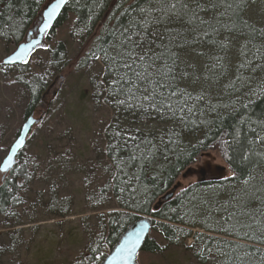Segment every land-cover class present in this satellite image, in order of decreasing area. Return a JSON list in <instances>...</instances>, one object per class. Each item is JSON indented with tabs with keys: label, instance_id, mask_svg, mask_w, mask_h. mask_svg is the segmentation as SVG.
I'll list each match as a JSON object with an SVG mask.
<instances>
[{
	"label": "trees",
	"instance_id": "1",
	"mask_svg": "<svg viewBox=\"0 0 264 264\" xmlns=\"http://www.w3.org/2000/svg\"><path fill=\"white\" fill-rule=\"evenodd\" d=\"M46 1L0 0V43L18 44ZM187 2L195 9L197 3L204 7L216 0ZM137 4L145 7L146 0H68L45 34L51 37L68 22V36L83 46L77 69L89 66L93 56L101 57L103 71L91 97L110 113L104 128L109 178L98 192L102 197L109 193L118 209L100 214L102 226L86 253L68 264H99L141 215L152 217L151 229L166 243L185 245L191 239L185 246L201 262L213 255L217 264H264V0H226L215 19L213 12L201 13L215 29H207V37L204 30L187 35L179 24L151 30L164 34L166 47L158 38L152 45L154 52L163 53L164 72L171 70L161 81L171 86L164 94L181 93L172 103L183 106L187 99V107L194 109L175 116L153 110L140 99L141 93L132 100L111 86L113 65L105 61L102 49L110 48L113 32L118 34L128 23ZM45 51L49 59L25 82L29 98L24 120L46 107L48 81L64 73L71 61L62 40ZM25 65L0 61L1 68ZM218 143L225 150L222 160L215 152ZM20 156L21 150L11 170L0 175V214L17 205L21 184L30 179L29 161L21 163ZM199 169H205V181H196ZM176 183V194L153 210L158 197ZM161 248L147 235L141 250Z\"/></svg>",
	"mask_w": 264,
	"mask_h": 264
},
{
	"label": "rangeland",
	"instance_id": "2",
	"mask_svg": "<svg viewBox=\"0 0 264 264\" xmlns=\"http://www.w3.org/2000/svg\"><path fill=\"white\" fill-rule=\"evenodd\" d=\"M37 24L38 17L30 28ZM68 26L65 22L51 37L44 36L24 68L0 67V158H3L4 149L24 121L29 98L25 82L49 59L45 49L62 40L71 58L65 72L48 81L50 84L43 93L47 113L31 127L21 149L20 161H29L31 176L18 190L21 200L17 205L0 214V264L74 263L86 253L90 241L100 231V214L118 209L114 199H108L109 193L102 197L98 192L109 178L105 171L104 128L110 113L105 105L92 101L91 94L103 65L94 59L85 68H75L83 46L80 48L79 40L68 36ZM16 44L0 43V61ZM46 107L32 114L38 117ZM215 152L222 160L225 150L220 143ZM148 235L154 236L162 248L157 252L140 250L138 264H217L213 255L201 262L193 249L185 246L191 239L185 245H174L166 243L152 229Z\"/></svg>",
	"mask_w": 264,
	"mask_h": 264
},
{
	"label": "snow or ice",
	"instance_id": "3",
	"mask_svg": "<svg viewBox=\"0 0 264 264\" xmlns=\"http://www.w3.org/2000/svg\"><path fill=\"white\" fill-rule=\"evenodd\" d=\"M63 2L64 0H58L45 14L47 20H45L41 31L48 28V20L52 18ZM222 2H226V0H216L215 3L209 2L204 7L197 3L195 9L187 0H146L145 7H140L137 4L138 11L134 10L131 13L128 23L119 29L118 34L113 32L115 38L110 48L102 49L105 61L113 65L110 69L115 74V78L111 82L113 89L132 100L137 98V93H141L140 99L149 103L153 110L164 109L173 116L176 115L177 111L182 114L194 112V109L187 107V99H183V106H177L172 103L173 98H182L183 94L176 91H169L164 94V89L171 86L161 81L165 80L166 75H171V70L168 73L164 72V68L167 65L161 63L163 53L157 54L152 49V45L157 38L161 40V46L166 47L163 43L164 34L153 33L151 30L154 27L164 26L167 28L171 24H179L187 30L185 33L187 35H193L204 30L203 35L207 37L209 34L207 29H212L213 31L215 29L210 21L201 19V13L213 12V19H215L216 9ZM228 6L231 7V4ZM168 35L171 36L172 34L168 33ZM26 51L22 47L5 62L13 63L19 60L26 54ZM92 58L101 59L100 56H93ZM243 66L241 65V67ZM125 102V100L119 101L120 104H125ZM117 135L120 134L117 133ZM13 150L14 145L11 144L7 149H4L5 157L0 158L3 160L4 170H7L6 166L12 159L10 151ZM124 251L125 247L122 246L117 250V255L119 256ZM127 251L130 254L131 249Z\"/></svg>",
	"mask_w": 264,
	"mask_h": 264
},
{
	"label": "water",
	"instance_id": "4",
	"mask_svg": "<svg viewBox=\"0 0 264 264\" xmlns=\"http://www.w3.org/2000/svg\"><path fill=\"white\" fill-rule=\"evenodd\" d=\"M67 1L68 0H64V2L56 10L55 14L52 16V18L48 20V25H49L48 28L45 29L44 31H41V29L44 26L45 20H47L45 14L49 11V9L52 7L53 4L58 2V0H51L50 2H48L42 10V14L39 17V23L34 28V31L36 33H33L32 30H30L27 34L26 40L20 42L10 53L5 55L2 58V63L5 65H14V64H20L25 60H27L33 49L42 42L44 35L53 27L55 21L57 20L59 14L61 13ZM37 41L39 43H35ZM22 47L27 50L24 56H22L19 60H16L13 63L5 62L8 60L9 57L14 56V54L18 52ZM43 115H44V111H42L38 117H34L33 114H30L25 118V120L23 121V123L19 128L17 136L11 143V145H14V150L10 151V155L12 156V159L9 162V164L6 166L7 170H4L5 166H3V160H1L0 162L1 173L6 174L8 171L11 170V168L15 163L16 155L25 145L26 138L31 127L34 124L38 123L43 118ZM211 178L213 179L214 177ZM206 179L207 176H205V169L204 170L199 169L196 181L202 182L205 181ZM178 187L179 184L176 183L170 189H168L162 195H160L153 205V210H157L163 203L169 201L176 194ZM151 221H152L151 216L141 215L134 222L129 224L127 229L119 236L116 243L111 247L109 252L104 256V258L99 264H138L137 255L138 252L141 250L143 242L150 231ZM122 246L125 247V251L121 252L118 256L117 250L120 249ZM128 249H131L130 254L127 251Z\"/></svg>",
	"mask_w": 264,
	"mask_h": 264
},
{
	"label": "bare ground",
	"instance_id": "5",
	"mask_svg": "<svg viewBox=\"0 0 264 264\" xmlns=\"http://www.w3.org/2000/svg\"><path fill=\"white\" fill-rule=\"evenodd\" d=\"M42 10H43V9H42ZM42 10L40 11V14H42ZM127 227H128V226H127ZM126 229H127V228H126ZM126 229H125V230H126ZM150 229H151V227H150ZM125 230H124V231H125Z\"/></svg>",
	"mask_w": 264,
	"mask_h": 264
},
{
	"label": "flooded vegetation",
	"instance_id": "6",
	"mask_svg": "<svg viewBox=\"0 0 264 264\" xmlns=\"http://www.w3.org/2000/svg\"><path fill=\"white\" fill-rule=\"evenodd\" d=\"M33 30V33H34V27L31 28Z\"/></svg>",
	"mask_w": 264,
	"mask_h": 264
}]
</instances>
